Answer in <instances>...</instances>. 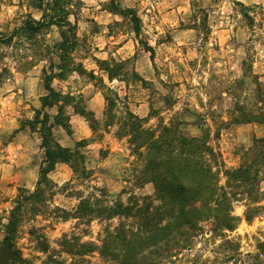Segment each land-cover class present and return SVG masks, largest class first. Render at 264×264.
<instances>
[{
    "label": "rangeland",
    "instance_id": "obj_1",
    "mask_svg": "<svg viewBox=\"0 0 264 264\" xmlns=\"http://www.w3.org/2000/svg\"><path fill=\"white\" fill-rule=\"evenodd\" d=\"M71 1L70 21L78 36L75 69L55 77L56 103L46 112L53 138L79 151L84 163L79 174L59 163L49 176L53 190L27 204L13 249L21 261L8 264H104L98 254L73 257L62 246L65 239L97 242L102 232L101 222L74 218L81 197L104 193L125 204L155 198L128 138L117 135L118 124H106L105 91L90 74L119 95L117 117L129 109L146 128L159 131L165 125L188 137H206L227 169L238 168L244 152L264 139V0H236L250 9L253 26L231 0ZM38 4L0 0V39L14 35L10 45L0 44V247L6 246L11 211L37 189L45 150L32 122L50 95L46 75L60 73L61 30L44 27L32 33L24 27L40 21ZM128 10L139 19L140 35ZM108 68L117 70L113 81ZM76 106L94 114L95 132ZM260 188L264 192V179ZM235 212L243 218V205ZM228 235L244 254L253 253L264 240V217L251 223L243 218ZM202 241L163 264H218L212 243Z\"/></svg>",
    "mask_w": 264,
    "mask_h": 264
},
{
    "label": "trees",
    "instance_id": "obj_2",
    "mask_svg": "<svg viewBox=\"0 0 264 264\" xmlns=\"http://www.w3.org/2000/svg\"><path fill=\"white\" fill-rule=\"evenodd\" d=\"M231 1L241 8L242 15L253 26L255 21L247 14L250 9L236 0ZM37 7L42 12L40 21L32 20L24 27L26 32L32 33L44 27L61 30V41L57 45L61 62L57 68L60 73L46 75L50 95L44 99L32 122L33 128H38L41 134L45 160L36 191L17 203L5 226L4 244L12 249L15 248L14 240L27 204L38 201L46 191L53 190L54 184L49 176L56 166L67 164L79 174L84 163V156L79 151L65 148L53 138L54 126L46 112L56 103V93L51 87L55 77L75 69L73 58L78 45L77 26L70 21V17L74 16V5L71 0H39ZM128 12L134 18V32L140 35L138 17L133 15L132 10ZM13 36L0 39V44L10 45ZM146 46L153 58L154 50ZM101 64L108 65L107 62ZM104 70L108 72L110 81L116 78L117 70ZM74 71L85 73L83 69ZM90 78L99 82L105 91L106 124H118L117 135L128 138L132 153L142 164V179L154 185L155 198H135L125 204L119 200L111 201L104 193L81 197L74 218L88 224L99 221L103 229L97 242L81 244L76 242L77 239H65L62 245L65 252L79 258L98 254L104 264H163L171 262L178 254L192 251L196 242L203 240L212 243L219 258L218 264H264V240L257 242L255 252L244 254L240 244L228 235L237 230L243 218L251 223L264 217V192L260 188L264 179V139L256 140L254 146L244 152L243 162L238 168L227 169L222 156L208 144L206 137H188L165 125L159 131L146 128L144 120L129 109L125 115L117 117L115 111L120 102L119 95L102 79L95 78L93 74ZM75 110L95 132L97 121L94 114L79 106ZM81 174L87 176L89 172L83 168ZM221 178H224V184ZM155 202L159 204L155 205ZM238 204L244 207L243 218L235 212ZM166 246L167 251L164 252ZM44 251L47 252V249Z\"/></svg>",
    "mask_w": 264,
    "mask_h": 264
},
{
    "label": "water",
    "instance_id": "obj_3",
    "mask_svg": "<svg viewBox=\"0 0 264 264\" xmlns=\"http://www.w3.org/2000/svg\"><path fill=\"white\" fill-rule=\"evenodd\" d=\"M21 257L10 247H0V264H8L9 262H19Z\"/></svg>",
    "mask_w": 264,
    "mask_h": 264
}]
</instances>
